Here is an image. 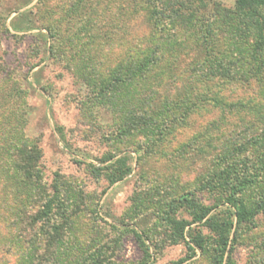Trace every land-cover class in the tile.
<instances>
[{"label":"trees","instance_id":"trees-1","mask_svg":"<svg viewBox=\"0 0 264 264\" xmlns=\"http://www.w3.org/2000/svg\"><path fill=\"white\" fill-rule=\"evenodd\" d=\"M97 5L100 11L91 14L98 12L101 21H80L84 37L73 44L68 61L79 112L84 123L101 134L106 148L99 157L105 163L102 168L87 165L97 176L104 174L110 186L128 191L129 183L136 182L133 155L138 171L154 155L174 166L180 165L176 157L190 159L183 179L173 176L157 188L143 181L122 217L112 212L114 197L109 195L101 204L103 214L113 220L115 230L134 235L141 264H151L152 247L159 254L166 244L182 240L189 251L173 264H194L198 250L209 264H237L235 246L264 214V129L236 132L248 122L243 111L254 121H264V0H100ZM114 5L125 6L133 18L143 15L149 32L126 40L125 22L119 21L122 12ZM43 27L50 31L55 54L61 46L58 38L50 25ZM185 46L196 56L180 61L174 71L166 57ZM13 74L5 79L13 81ZM16 76L14 83H20ZM250 85L255 91L247 99L224 97L223 91ZM24 105L5 119L16 130L15 147L9 152L0 145V186L14 197L0 200V250L16 254L14 264H112L104 247L90 246L94 227L84 230L87 208L93 214L99 206L94 195L60 170L47 179L41 135L25 129ZM205 111L218 116L204 131H195L188 142L168 151L171 136L187 126L194 113ZM5 121L0 120V127ZM195 155L200 162H194ZM203 194L213 199L212 205ZM17 199L24 207L13 205Z\"/></svg>","mask_w":264,"mask_h":264},{"label":"rangeland","instance_id":"rangeland-1","mask_svg":"<svg viewBox=\"0 0 264 264\" xmlns=\"http://www.w3.org/2000/svg\"><path fill=\"white\" fill-rule=\"evenodd\" d=\"M123 1L126 3L128 0ZM98 2L100 0H0V120L10 119L12 111H15L18 105L19 111L22 110L20 105L28 106L30 112L27 110L25 114L28 121L25 129L41 135L42 163L47 179L52 180L54 172L60 170L62 174L80 180L83 189L94 195V205H99L93 214H88L91 213L88 207L86 210L88 212L82 217L84 230L88 226L94 227L90 246L104 247L112 264H141L143 256L134 235L131 232L115 230L113 220L103 214L101 204H106L109 195L113 196V200L110 201L111 210L116 216L122 217L131 205L136 189H139L138 186L143 181L157 188L159 183L166 184L173 176H182L183 179L185 176V173H182L183 167L190 159L181 160L176 157L175 161L180 165L174 166L168 159L154 155L147 158L138 171L136 156L133 155V163L136 166L134 173L137 172L133 178L135 177L136 182L129 183L128 191L119 186H110L104 174L97 176L87 165L102 168L105 163H101L99 157L106 148L101 134L85 124V119L79 112L75 76L68 61L70 54L74 55L73 44L77 43L78 37H84L82 31L84 24L80 21H86L85 17H90L91 21H101L98 12L91 14L92 10L100 11ZM124 7L119 8L117 5L113 7L115 11L122 12L119 21L125 22L126 25L124 38L129 40L133 34L141 38L147 34L149 28L143 15L133 18ZM22 11L23 14L19 15L18 13ZM44 23L52 27L61 45L55 54L52 52L50 31L43 27ZM195 56V50L185 46L182 49L177 48L166 58L172 62V69L178 71L180 61L187 63ZM12 72L14 78L19 75L20 83H14V78L13 81L5 79ZM167 81V78L162 79V85H166ZM252 87L254 86L243 88L237 86L232 93L223 91V94L226 100L230 101L247 99L255 91V87ZM242 113L245 119L248 118V122L240 125L236 132L250 127L264 129L263 120L254 121L250 115L245 114V111ZM217 116L218 114L214 112L194 113L189 124L176 131L174 138L171 136L167 150L171 151L183 141L188 142L195 131H204L207 124ZM234 117L238 116L230 118ZM102 119L105 121V118ZM16 120L17 116L14 115V124L17 123ZM5 123V127H0V145L2 148L5 147L3 150L10 152L16 141L12 131L15 133L16 130L12 129L10 122ZM7 126L11 127L9 135L5 133ZM58 127L64 131L65 139L62 138ZM210 130L214 132L212 128ZM17 138L19 140L18 134ZM192 159L194 162L201 161L199 155L192 156ZM2 180L3 176L0 174V183ZM201 197L207 204L212 205L213 199L208 195L203 194ZM6 199L12 200L14 197L9 188L0 186L1 203ZM17 200V202L13 200V205L19 209L23 206V201ZM182 215L189 217L186 213ZM256 222L257 227L233 250V258L237 264H264V214L258 215ZM7 230L11 232L12 228ZM37 232L41 233V230ZM25 234L27 236L26 232ZM41 240L38 241V246H41ZM189 240L190 237L187 236L186 241ZM42 244L44 245V242ZM188 251L184 240L166 244L159 254L152 247L151 264H173L174 261L184 258ZM16 258V254H6L4 249L0 250V264H14ZM191 261H194V264L210 263L207 256L204 257L199 250ZM189 262L190 260L183 264Z\"/></svg>","mask_w":264,"mask_h":264}]
</instances>
